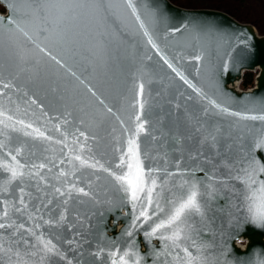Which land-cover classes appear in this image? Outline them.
Here are the masks:
<instances>
[{
    "label": "water",
    "instance_id": "water-1",
    "mask_svg": "<svg viewBox=\"0 0 264 264\" xmlns=\"http://www.w3.org/2000/svg\"><path fill=\"white\" fill-rule=\"evenodd\" d=\"M0 4V264H264L247 198L264 181V35L171 0ZM256 69L257 88L230 87ZM193 184L180 239L146 236Z\"/></svg>",
    "mask_w": 264,
    "mask_h": 264
},
{
    "label": "snow or ice",
    "instance_id": "snow-or-ice-1",
    "mask_svg": "<svg viewBox=\"0 0 264 264\" xmlns=\"http://www.w3.org/2000/svg\"><path fill=\"white\" fill-rule=\"evenodd\" d=\"M255 119V117H253ZM260 119H264V117H260ZM143 125H141V128ZM254 163H258L257 161H254ZM260 171H264V166L260 168ZM16 173L13 172V176H15ZM117 179H126L125 177H117ZM129 184H132V181H128ZM142 183V181H141ZM155 182L153 181V185ZM255 185V187H253ZM137 185L132 186V198L135 200L137 198V191H136ZM248 189H249V195L248 199L251 202L249 205V211L253 214L254 220L257 222L264 223V181H255L252 180L251 177H249L248 182ZM143 189L141 188V191ZM198 195L199 190L195 184L191 186L187 194L183 197H181L178 201H174L172 203V208L170 210V213L167 214L166 218H162L159 221L154 223V226L151 227V231L145 232L146 236L153 237L156 236L158 232L162 229H172L171 235L164 236L161 235V239L166 240H179L180 239V229L179 225L183 222V218L186 216V214L190 211H197L200 210V205L198 202ZM148 202L151 204V193L149 192L148 195ZM159 211H163V209H160L159 205L156 206ZM155 214V213H154ZM140 217H143L145 221L148 219H151L147 211H142L137 219L139 220ZM175 226V228L173 227ZM0 227H4L3 224H0ZM131 235V233H128ZM50 243V242H49ZM45 248H47L48 251H53L54 246L48 247V244L44 245ZM183 251L187 254L188 262L187 264H191V253H188L187 249H183ZM110 255L113 257L112 264H128L126 257L129 256V252L125 251L121 254H119V259H116L117 253L113 252L110 253ZM131 255L135 257L133 259L132 264H139L140 257L137 253L132 252Z\"/></svg>",
    "mask_w": 264,
    "mask_h": 264
},
{
    "label": "rangeland",
    "instance_id": "rangeland-1",
    "mask_svg": "<svg viewBox=\"0 0 264 264\" xmlns=\"http://www.w3.org/2000/svg\"><path fill=\"white\" fill-rule=\"evenodd\" d=\"M184 8H209L229 13L244 23L255 26L264 35V0H171ZM255 72H258L255 71Z\"/></svg>",
    "mask_w": 264,
    "mask_h": 264
},
{
    "label": "trees",
    "instance_id": "trees-1",
    "mask_svg": "<svg viewBox=\"0 0 264 264\" xmlns=\"http://www.w3.org/2000/svg\"><path fill=\"white\" fill-rule=\"evenodd\" d=\"M0 11L1 12H4L5 9L2 5H0ZM256 75H257V72H249V71H246L244 73V76H243V79H242V82H241V88L242 89H249L251 87L254 86L255 84V78H256Z\"/></svg>",
    "mask_w": 264,
    "mask_h": 264
},
{
    "label": "bare ground",
    "instance_id": "bare-ground-1",
    "mask_svg": "<svg viewBox=\"0 0 264 264\" xmlns=\"http://www.w3.org/2000/svg\"><path fill=\"white\" fill-rule=\"evenodd\" d=\"M240 86V81H236L234 84H231L230 87L237 89L236 87Z\"/></svg>",
    "mask_w": 264,
    "mask_h": 264
}]
</instances>
